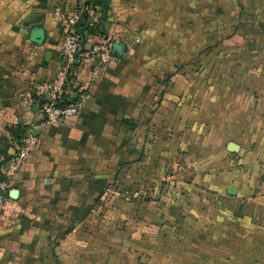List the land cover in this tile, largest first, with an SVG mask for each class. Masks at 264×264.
<instances>
[{"label":"crops","instance_id":"1","mask_svg":"<svg viewBox=\"0 0 264 264\" xmlns=\"http://www.w3.org/2000/svg\"><path fill=\"white\" fill-rule=\"evenodd\" d=\"M230 1L0 0V264H264V29L240 19L226 35ZM74 14L82 51L127 49L99 68L77 58L81 111L49 121L21 97L66 66ZM16 125L32 148L7 178ZM149 189L159 198L136 205ZM151 206L152 222L134 219ZM192 224L206 230L201 251H179Z\"/></svg>","mask_w":264,"mask_h":264},{"label":"built area","instance_id":"2","mask_svg":"<svg viewBox=\"0 0 264 264\" xmlns=\"http://www.w3.org/2000/svg\"><path fill=\"white\" fill-rule=\"evenodd\" d=\"M77 14L63 19L64 36L60 44L62 57L67 61L49 82L35 84L22 93V101L28 108H37L42 111L47 120L55 121L69 115H77L85 100V91L75 79L76 72L74 61L84 55L99 59V66L104 65L113 58L111 46L95 44L87 51H82L79 35L76 32L75 23ZM10 145L7 150L6 166L4 174L7 178L12 177L25 163L31 153L32 141L25 144L26 139L18 141L10 137Z\"/></svg>","mask_w":264,"mask_h":264},{"label":"rangeland","instance_id":"3","mask_svg":"<svg viewBox=\"0 0 264 264\" xmlns=\"http://www.w3.org/2000/svg\"><path fill=\"white\" fill-rule=\"evenodd\" d=\"M225 12H226V35L230 34L233 32L234 30V27L237 24V22L239 23L240 19L242 21H247L248 23H254V24H257L259 27H261L262 29H264V0H236V2H228L226 4V9H225ZM238 30V29H237ZM246 30V29H245ZM247 37H243V39H240L238 40L237 37L235 36H226V43H243V44H246L247 42ZM214 42V38L212 37L211 38V43ZM213 45V44H211ZM242 52H238L237 51H228L226 50L225 51V54H223L226 58V60H234L236 59L235 56H238V55H241ZM249 53H247L245 51V58H249L248 56ZM209 59H210V65H211V68L209 69L210 70V74L211 76L213 77H218L219 75H223L221 72H219V75H218V71L217 69L218 68H215V67H212V63H215L216 64V61H219L221 59H223V56L222 54L217 53L216 51H210L209 53ZM250 59V58H249ZM161 70V73H167L169 71V69H160ZM221 70V69H220ZM228 72H233V67L231 68H226V69H223L222 72H225V71ZM250 69H243V72H249ZM167 71V72H166ZM200 71L201 69H198L197 72L200 74ZM249 75V73H247ZM218 75V76H217ZM179 187H181V185H179ZM154 191L149 189L147 190L142 196H136L134 197L135 198V204L136 205H142L141 203L144 202L145 203V206H149V205H153V202L157 200L158 197V194H154L153 193ZM158 192V191H156ZM114 198V197H113ZM168 200L166 201V203L170 202L169 199L171 197H167ZM178 198V197H177ZM149 204V205H148ZM153 206L149 207V208H143V210H140V217L137 216V213L135 211V214L134 215V219H142L143 216L145 217L146 220H151V222L154 220V215H155V212L153 210ZM174 214V218H176L177 216H180V214H183L182 212H176L174 211L173 212ZM115 216H117V212H115ZM119 218H121V216H119ZM216 216H215V213L211 211V214H210V219L211 221L215 220ZM181 232H179V235H185L189 242L187 245H184L182 244L181 240H179V244H176V248L179 250V251H185V252H192L189 250V248L191 247L192 250L197 253L198 251H201V238H202V235L205 236V233H206V230L200 228V226H195V224H192L191 227L189 228H181L180 229ZM150 232L149 234H153L154 232H158V229H154V228H151L149 229ZM147 232V233H148ZM214 232V233H213ZM216 228H210V236L212 237L214 235V237H216ZM166 235V234H164ZM191 240V242H190ZM210 252H214L217 248V244L216 243H210ZM194 261L196 262V260L194 259ZM212 262V260H210ZM193 262V261H192Z\"/></svg>","mask_w":264,"mask_h":264},{"label":"trees","instance_id":"4","mask_svg":"<svg viewBox=\"0 0 264 264\" xmlns=\"http://www.w3.org/2000/svg\"><path fill=\"white\" fill-rule=\"evenodd\" d=\"M79 24L77 23L76 25H75V28H76V32H77V34H79V32H80V29H79ZM93 29L94 28H92L91 30L93 31ZM94 32V31H93ZM251 35H253V33L251 34ZM63 40V39H62ZM62 42V41H61ZM263 42H264V39H263ZM23 126H20V125H16V126H14V127H12L11 129H10V135H9V137H8V140H7V142L5 143V149H4V151H5V154H6V157H5V159H4V161L3 162H6V158H7V150H8V147H9V145H10V140H9V138L12 136V137H14V138H16L18 141H21V140H23V139H25V136L23 135ZM125 186L124 185H122L121 183H119V185L113 190V192H114V195H113V197H115V196H118V195H122L123 193H122V188H124Z\"/></svg>","mask_w":264,"mask_h":264},{"label":"water","instance_id":"5","mask_svg":"<svg viewBox=\"0 0 264 264\" xmlns=\"http://www.w3.org/2000/svg\"><path fill=\"white\" fill-rule=\"evenodd\" d=\"M127 49L126 45H124L121 42H114L112 45V49H111V54L114 57H122L123 52H125ZM237 145L234 142H230L229 144V149L230 150H236L237 149Z\"/></svg>","mask_w":264,"mask_h":264}]
</instances>
